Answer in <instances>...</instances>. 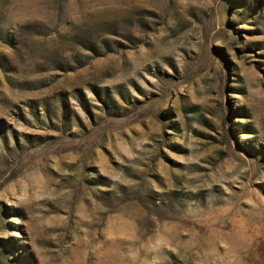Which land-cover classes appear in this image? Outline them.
<instances>
[{"label":"rangeland","instance_id":"374dc122","mask_svg":"<svg viewBox=\"0 0 264 264\" xmlns=\"http://www.w3.org/2000/svg\"><path fill=\"white\" fill-rule=\"evenodd\" d=\"M112 262L264 264V0H0V264Z\"/></svg>","mask_w":264,"mask_h":264},{"label":"bare ground","instance_id":"6f19581e","mask_svg":"<svg viewBox=\"0 0 264 264\" xmlns=\"http://www.w3.org/2000/svg\"><path fill=\"white\" fill-rule=\"evenodd\" d=\"M116 256V255H115ZM112 264H113V262H112Z\"/></svg>","mask_w":264,"mask_h":264}]
</instances>
